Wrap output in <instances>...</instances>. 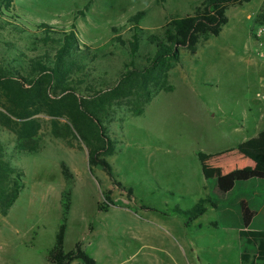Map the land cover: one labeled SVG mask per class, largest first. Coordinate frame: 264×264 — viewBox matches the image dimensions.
Instances as JSON below:
<instances>
[{"label":"rangeland","instance_id":"rangeland-1","mask_svg":"<svg viewBox=\"0 0 264 264\" xmlns=\"http://www.w3.org/2000/svg\"><path fill=\"white\" fill-rule=\"evenodd\" d=\"M201 1L14 0L13 14L30 30L47 24L69 31L75 25L81 46L89 45L101 57L105 55L101 60L104 65L110 64L109 74H113L112 71L125 68L129 55L112 43V28L120 29L118 34L129 39V27L124 26L131 16L144 11L141 28L156 33L169 18L193 14ZM263 1L252 0L231 7L227 12L229 23L219 37L203 41L195 56L183 50L181 62L170 72L174 91L156 96L142 116L134 117L125 104L112 115L107 128L117 145L108 161L115 169L117 182L133 190L132 199L126 191L115 187L101 168L90 169L88 150L77 140L72 141L71 148L54 138L48 117H38L42 128L40 148L35 153L19 150L15 134L1 130L6 159L24 174V186L8 215H0V238L16 241L19 234L17 240L34 239L33 264H47L46 257L55 245L62 222V198L69 191L72 205L65 252L81 242L97 264H170L160 252L159 240L156 252L145 260L143 256L135 257L139 244L132 241L130 231L120 227L116 233L106 235L110 226H121L117 211L97 210L99 204L105 203L107 191H111V200L118 207L137 209L142 205L152 209L170 205L187 210L205 196L222 207L241 196L258 211L256 229L264 230V184L239 185L228 198L218 195L216 185L217 177L229 171L256 169L245 157L225 158L237 140L254 137L259 126V107L264 104V69L258 71L247 61L252 54L260 59L252 38L264 9ZM81 11L84 15L78 17ZM253 13L258 14L250 19L248 16ZM9 40L25 52L26 58L43 52L42 46L37 47L26 36L12 33L6 27L0 30V59L9 61L13 57L4 44ZM248 110H252L250 115ZM241 121L248 128L237 135L233 131ZM194 157L204 159V168L213 163L219 166L214 172L208 168L211 173L203 177L207 178L203 185L197 179L192 180L191 174L186 177L183 171L193 164ZM65 169L71 174L70 179L65 176ZM117 206L111 205L109 209ZM216 219L217 212L213 209L200 219L204 232L195 244L196 263L241 264L244 241L236 231L213 229L210 223ZM90 225L96 233L89 232ZM1 263L17 264L15 252L8 251Z\"/></svg>","mask_w":264,"mask_h":264},{"label":"trees","instance_id":"trees-1","mask_svg":"<svg viewBox=\"0 0 264 264\" xmlns=\"http://www.w3.org/2000/svg\"><path fill=\"white\" fill-rule=\"evenodd\" d=\"M252 0H203L193 14L171 17L160 31L151 33L141 28L146 16L144 11L131 16L124 27H129L130 38L118 34L112 28V43L125 50L129 61L125 68L109 74L102 57L89 45L81 46L75 25L69 31L52 25L41 24L36 30L23 26L13 14L14 0H0V30L6 27L12 33L24 35L43 52L26 58L25 52L13 42L5 41V47L13 57L0 59V131L9 130L16 136L18 149L35 153L40 148L39 132L42 128L39 116L50 119L51 135L73 148L77 140L88 150L90 169L101 168L115 187L134 197L132 189L117 182L115 169L108 161L116 151L117 143L108 133L107 123L117 108L128 106L134 117L142 116L146 107L161 93L174 91L170 72L181 62V52L186 50L195 56L203 41L217 38L229 23L228 10L233 6L248 4ZM78 12L77 16H83ZM264 20V9L257 23ZM3 28V29H2ZM114 77V78H113ZM116 78V80H114ZM238 153L253 162L256 169L233 170L216 179L217 192L229 197L239 185L264 184V130L237 147ZM204 160V159H203ZM64 174L71 178L68 170ZM24 174L6 159L5 147L0 141V215L6 217L17 202L24 186ZM105 203L99 204L98 212H106L111 205V191L104 194ZM71 192L62 198V222L56 235L55 245L47 255L49 264H97L81 242L65 252V236L71 210ZM118 207V206H117ZM136 210L153 211L164 217L177 215L186 222V228L208 209L219 212V219L210 224L239 231L246 247L240 253L241 264H264V230L256 229L259 214L251 201L237 197L225 208L205 196L192 208L182 210L166 206L155 210L146 206ZM92 231V226L89 228ZM36 235V234H35Z\"/></svg>","mask_w":264,"mask_h":264},{"label":"crops","instance_id":"crops-1","mask_svg":"<svg viewBox=\"0 0 264 264\" xmlns=\"http://www.w3.org/2000/svg\"><path fill=\"white\" fill-rule=\"evenodd\" d=\"M258 13H253V14L249 15L248 17L250 19H252V17L254 15L257 16ZM247 63L251 67L256 68L258 71L259 70L261 71L262 69H264V60L261 58L258 59L253 54L248 59ZM259 109L261 111L260 118H259V120H257L259 123V126L257 128V131H256L254 137H256L259 134V132L264 130V104L263 105L261 104ZM251 111L252 110H248L249 115H250ZM262 126H263V128L260 129V127H262ZM247 128H248V126L246 125V122L241 121L236 126L233 133H235L237 135H241L242 132L247 131ZM254 137H252V138H254ZM252 138L250 137L248 139H245V137H243L241 140H237L235 145L233 146V148L229 150L230 154L225 159H228V160L242 159L244 156H242L240 153H238L237 147L241 143L248 141ZM224 152H226V151H224ZM208 168H210L211 170H213L212 172H214V169L216 171V169H219V166H218V164L213 163V165L211 164V166L208 165ZM208 168H207V166L204 168L203 160H201L200 157H194L193 158V164H191L190 167L184 168L183 171H184V174L186 177H188L191 174L190 178L192 180L197 179V181L201 185H203V183L205 181H207L206 180L207 178L205 180H203V177H205V176H207V174L211 173V171L210 172L208 171ZM229 172H231V171H229ZM237 187H236V189H237ZM237 197H239V196H237ZM222 198H228V197H222ZM233 200L234 199H231L227 204L222 206V208L227 207L229 205V203ZM166 206H170V205H165L164 207H162L160 209H155V210L165 209ZM113 210L117 211L115 213L122 215V217L119 215L120 218H117V220H118V222H120L121 226L118 224H116V227L110 226L109 229L106 230V235L112 234L114 232L116 233L117 230L121 229L120 227L123 228V231H130L132 234V241L134 243L139 244V247H138L137 251L135 252V255H136L135 257L143 256L144 259L147 260L151 256V254H154L156 252V249H157L156 241L159 240L161 242V246H162L160 249V252L163 254L164 258H166L170 261V264H197L196 261H198V259L196 256H194V253L196 252V249H195L196 245L195 244L198 243V241H199L198 238L200 236H202L203 232H204L202 224L200 223L201 217L197 221H195L190 228H186V226H185L186 221L182 217H179L177 215H171L169 217H164V216L160 215L159 213H156L153 211H144V210H140V209L135 210V208L127 207V206L111 207L108 211H106L104 213H109L110 211H113ZM209 210L210 209H208V211ZM213 210H215V209H213ZM215 211L217 212V219H216V221H217L219 219V212H218V210H215ZM131 215L134 217L129 218L128 216H131ZM90 226H89V228H90ZM221 227L228 228L232 231H236L239 235V231H237L235 229H232V228L226 227V226H220L219 229H221ZM219 229H215V230H219ZM89 232L91 234L96 233L95 227L93 226L92 231L89 230ZM0 233H2V232H0ZM18 235L19 234H17V239L19 237ZM17 239H16V241L15 240L10 241V240L0 238V264H3V263H1V261L3 260V258L5 257V255L7 254L8 251L15 252L17 264H33V258H34V254H33L34 246H33V244L35 242L34 239L26 240L25 242L21 241L20 239L19 240H17ZM190 244H192L193 248ZM46 263L49 264L47 261V257H46ZM72 264H74V262Z\"/></svg>","mask_w":264,"mask_h":264},{"label":"built area","instance_id":"built-area-1","mask_svg":"<svg viewBox=\"0 0 264 264\" xmlns=\"http://www.w3.org/2000/svg\"><path fill=\"white\" fill-rule=\"evenodd\" d=\"M253 39L256 42V54L264 60V20L256 26L253 32Z\"/></svg>","mask_w":264,"mask_h":264}]
</instances>
